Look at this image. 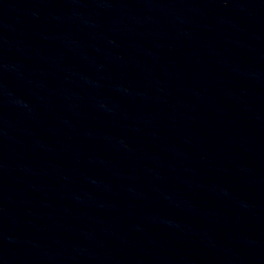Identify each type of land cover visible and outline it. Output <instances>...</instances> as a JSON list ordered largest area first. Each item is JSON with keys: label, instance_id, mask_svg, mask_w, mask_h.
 I'll return each mask as SVG.
<instances>
[{"label": "water", "instance_id": "obj_1", "mask_svg": "<svg viewBox=\"0 0 264 264\" xmlns=\"http://www.w3.org/2000/svg\"><path fill=\"white\" fill-rule=\"evenodd\" d=\"M0 264H264V0H0Z\"/></svg>", "mask_w": 264, "mask_h": 264}]
</instances>
